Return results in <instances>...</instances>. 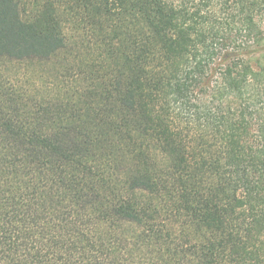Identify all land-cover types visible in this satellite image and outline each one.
<instances>
[{
    "label": "trees",
    "instance_id": "16d2710c",
    "mask_svg": "<svg viewBox=\"0 0 264 264\" xmlns=\"http://www.w3.org/2000/svg\"><path fill=\"white\" fill-rule=\"evenodd\" d=\"M264 0H0V264H264Z\"/></svg>",
    "mask_w": 264,
    "mask_h": 264
},
{
    "label": "rangeland",
    "instance_id": "374dc122",
    "mask_svg": "<svg viewBox=\"0 0 264 264\" xmlns=\"http://www.w3.org/2000/svg\"><path fill=\"white\" fill-rule=\"evenodd\" d=\"M247 57L254 65L258 63L257 61L264 64V39L259 43L256 50L248 54Z\"/></svg>",
    "mask_w": 264,
    "mask_h": 264
}]
</instances>
